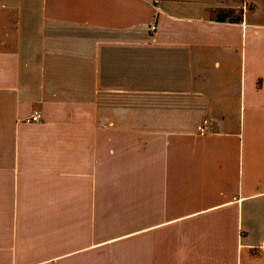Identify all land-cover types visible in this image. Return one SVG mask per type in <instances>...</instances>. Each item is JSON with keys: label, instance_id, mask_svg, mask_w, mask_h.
Instances as JSON below:
<instances>
[{"label": "crops", "instance_id": "1", "mask_svg": "<svg viewBox=\"0 0 264 264\" xmlns=\"http://www.w3.org/2000/svg\"><path fill=\"white\" fill-rule=\"evenodd\" d=\"M263 242L264 0H0V264H264Z\"/></svg>", "mask_w": 264, "mask_h": 264}, {"label": "trees", "instance_id": "2", "mask_svg": "<svg viewBox=\"0 0 264 264\" xmlns=\"http://www.w3.org/2000/svg\"><path fill=\"white\" fill-rule=\"evenodd\" d=\"M217 15L215 16L216 21L219 22H231V23H239L242 20L243 10H240L238 14L234 10H220L217 11Z\"/></svg>", "mask_w": 264, "mask_h": 264}, {"label": "built area", "instance_id": "3", "mask_svg": "<svg viewBox=\"0 0 264 264\" xmlns=\"http://www.w3.org/2000/svg\"><path fill=\"white\" fill-rule=\"evenodd\" d=\"M150 30L154 31L155 30V26H150ZM41 120V115L38 111H33L32 114L30 116H28L27 118H25V122L30 124V123H37ZM207 124L208 121L207 120H203L201 122V124L198 125L197 127V131L200 135H204L205 130L207 129ZM261 250L264 251V242L261 244L260 246Z\"/></svg>", "mask_w": 264, "mask_h": 264}, {"label": "rangeland", "instance_id": "4", "mask_svg": "<svg viewBox=\"0 0 264 264\" xmlns=\"http://www.w3.org/2000/svg\"><path fill=\"white\" fill-rule=\"evenodd\" d=\"M208 125V124H207ZM207 127V126H206ZM199 134V133H198ZM200 135V134H199Z\"/></svg>", "mask_w": 264, "mask_h": 264}]
</instances>
